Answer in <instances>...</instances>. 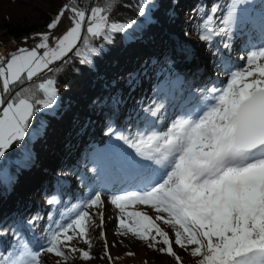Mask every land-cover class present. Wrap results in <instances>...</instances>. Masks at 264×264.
<instances>
[{
    "label": "snow or ice",
    "instance_id": "obj_1",
    "mask_svg": "<svg viewBox=\"0 0 264 264\" xmlns=\"http://www.w3.org/2000/svg\"><path fill=\"white\" fill-rule=\"evenodd\" d=\"M113 4L114 0H102L87 12L65 4L47 28L55 29L68 11L72 26L54 46L49 32L38 33L36 46L0 57V157L25 140L42 108L56 102L54 79L34 78L59 71L51 66L73 51L81 63H90L97 52L93 38L110 40L112 33L128 27L110 22ZM197 14L199 39L208 44L219 41L214 54L221 57L226 83L210 81L196 89L171 115L164 102L144 109L147 115L134 131L109 128L134 151L133 155L113 146L135 172L131 189L108 194L102 159L97 157L91 169L95 180L88 184L87 197L69 210L68 219L49 230L38 250L21 242L7 254L0 253V264H42L45 254L66 262L77 252L83 260L91 259L90 250L78 249L72 241L83 240L91 248L89 228L95 225L94 214L100 221L96 226H104V213L95 210L104 205L105 195L119 210L121 235L131 233L150 248L162 244L157 250L177 264L181 257L173 244L197 258L196 264H264V5L257 11L250 0H213L207 11L201 8ZM234 35L247 36L239 57L245 62L242 66L230 55L223 56L232 49ZM18 85L24 86L16 90ZM48 203L57 200L53 197ZM136 206L150 207L155 218ZM158 221L174 231V239Z\"/></svg>",
    "mask_w": 264,
    "mask_h": 264
},
{
    "label": "trees",
    "instance_id": "obj_2",
    "mask_svg": "<svg viewBox=\"0 0 264 264\" xmlns=\"http://www.w3.org/2000/svg\"><path fill=\"white\" fill-rule=\"evenodd\" d=\"M157 1L158 6L151 0H114L109 12L110 22L128 27L112 33L110 40L93 38L91 43L97 52L90 56L92 64L81 63V57L73 51L53 67L59 71L46 72L35 79L36 82L54 79L56 98L62 107L42 108L25 140L14 144L4 157H0V253L7 254L21 242L28 243L34 250L45 244L57 218L69 213L86 193L82 185L90 179L82 178L77 165L84 167L95 157H101L102 162L112 160L109 150L115 144L110 141L114 134L109 133V128L134 131L139 126V117L147 115L144 109L154 108L159 102L171 103L169 93L180 89L177 81L187 89L194 87L171 66L170 42L174 44L175 38H179L186 46L191 34L199 36L198 28L187 20L175 22L171 8L178 0ZM201 2L203 0H191L185 11L195 14L201 9ZM0 3L7 6L0 11V57L6 58L7 49L15 52L18 40L47 27L65 4L87 12L90 7L102 4V0H0ZM68 12L70 18L72 14ZM143 42L160 48L157 57L144 50ZM141 54L146 56L145 60H138ZM23 86L18 85L16 90ZM161 89L163 92L158 95ZM126 99L135 105L126 104ZM66 100L94 116L93 124L107 135L102 145L90 139L82 142V136L87 137L83 133L85 125L63 107ZM53 130L56 135H51ZM32 162L39 167H33ZM52 197L57 203L50 205L48 200ZM158 223L174 239V231ZM88 239L91 248L88 244L80 248L90 250L89 260H92V251L98 243ZM158 248L157 245L155 249ZM78 258L83 263L89 261L83 260L79 252L70 260ZM196 259L185 252L180 264H196ZM117 263L131 264L124 258H118Z\"/></svg>",
    "mask_w": 264,
    "mask_h": 264
},
{
    "label": "rangeland",
    "instance_id": "obj_3",
    "mask_svg": "<svg viewBox=\"0 0 264 264\" xmlns=\"http://www.w3.org/2000/svg\"><path fill=\"white\" fill-rule=\"evenodd\" d=\"M178 2L171 8V13L173 19H176L175 22L185 21L191 22L192 24H195L196 26H199V23L195 21L197 18H193V14L188 13L183 8V5H189L191 3V0H183L181 4L177 5ZM7 6L4 3H0V11L5 10ZM72 14V13H71ZM71 17V16H70ZM199 19V18H198ZM201 21V20H200ZM70 19H69V12H66V14L61 18V22L58 24V26L55 29H48L45 27L43 30L38 31L39 33L49 32L50 33V40L49 44L50 46H54L55 39H58L60 36H62L69 27H71ZM38 33H35L34 35H37ZM33 36V35H32ZM27 36L18 40L15 44L16 51L21 47L26 48H32L28 46L25 42ZM40 42V41H39ZM38 42V43H39ZM195 44V45H194ZM186 50L189 52H194L197 57L200 59L203 58V56L208 58V49L204 45L203 41H201L199 38H190V41L188 43V46L186 47ZM194 50V51H193ZM197 52V53H196ZM7 53L9 55L5 58L7 59L10 54L12 53V49H7ZM42 53V52H41ZM153 55L154 57H157V52H151L149 53ZM145 55H140L138 57V60H145ZM147 61V60H146ZM189 64H185L184 66H188ZM193 65H190L192 67ZM55 67V66H54ZM35 79V78H34ZM60 103L59 98H56V102L53 104L54 109H58L62 107ZM126 104L131 105L132 107L135 105L131 100L126 99ZM65 105L63 107L68 108L75 116L81 117L83 116L84 120H81L85 122V119L87 120L90 127L93 128V130H96V134L98 135V138H103V136L99 135L97 131V126L93 124V118L94 116H90L87 114L85 117L84 114L86 113L84 109L77 108L73 105V103H69L67 100L62 104ZM97 118V117H96ZM85 124V123H84ZM55 134L56 131L53 130L51 132V135ZM54 135V136H55ZM33 167H38V164L36 162H32ZM111 194V193H110ZM105 203L101 208L95 210V211H102L104 213V226L101 229L100 227L96 226L99 225V217L94 214V220L95 225L91 226L89 228V237L90 239H95L98 243L97 246H95V249L92 251L93 259L89 260L87 262H84L80 260V258L75 259L74 261L68 260V261H62L60 258L55 257L53 254H46L43 256V264H57V261L60 260V264H103L104 263V257H106L107 263L105 264H118L117 259L118 258H124V261L131 264H177V261L174 257H171L167 255L166 253L160 252L156 250L155 248H149L147 246V243L144 241L139 240L138 237L132 235L131 233L127 235H121L117 230L119 227L118 223V214L119 210L115 208L114 205H112L109 200L107 199V195H105ZM138 210L146 211L148 214L156 215V213L150 209L148 206H136ZM108 209L111 210L113 217L108 218L107 217V211ZM101 231H103L104 236L101 237ZM105 241L107 242V253L111 256V260L113 262H110L108 259V255L105 254ZM72 244L76 248H80L81 246H84L86 243L83 242V240L80 239H74L72 241ZM163 246L162 244H158V247ZM174 251L177 252V254L181 257V259L185 258V252L184 250L180 249L179 246H176L173 244ZM129 253H132V255H129Z\"/></svg>",
    "mask_w": 264,
    "mask_h": 264
},
{
    "label": "built area",
    "instance_id": "obj_4",
    "mask_svg": "<svg viewBox=\"0 0 264 264\" xmlns=\"http://www.w3.org/2000/svg\"><path fill=\"white\" fill-rule=\"evenodd\" d=\"M39 41H40V38L37 35H33L28 38V41L26 44L30 47H34L38 44ZM40 51L43 52V50H40Z\"/></svg>",
    "mask_w": 264,
    "mask_h": 264
},
{
    "label": "bare ground",
    "instance_id": "obj_5",
    "mask_svg": "<svg viewBox=\"0 0 264 264\" xmlns=\"http://www.w3.org/2000/svg\"><path fill=\"white\" fill-rule=\"evenodd\" d=\"M195 45V44H194ZM194 51V50H193ZM197 53V52H196ZM185 64H189V65H194L195 64V61L192 62H189V63H185Z\"/></svg>",
    "mask_w": 264,
    "mask_h": 264
},
{
    "label": "water",
    "instance_id": "obj_6",
    "mask_svg": "<svg viewBox=\"0 0 264 264\" xmlns=\"http://www.w3.org/2000/svg\"><path fill=\"white\" fill-rule=\"evenodd\" d=\"M58 62H60V61H58ZM43 74H45V73H42L41 75H43ZM41 75H40V76H41ZM35 79H36V78H35Z\"/></svg>",
    "mask_w": 264,
    "mask_h": 264
}]
</instances>
